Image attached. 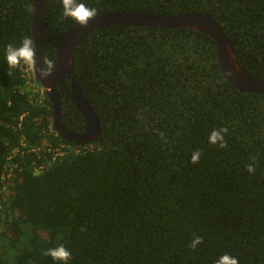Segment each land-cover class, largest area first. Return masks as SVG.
I'll return each mask as SVG.
<instances>
[{
  "label": "trees",
  "instance_id": "trees-1",
  "mask_svg": "<svg viewBox=\"0 0 264 264\" xmlns=\"http://www.w3.org/2000/svg\"><path fill=\"white\" fill-rule=\"evenodd\" d=\"M78 2L98 15L201 13L219 24L246 74L264 80V0ZM33 25L34 0H0V264H63L44 254L60 245L71 253L68 264H215L224 254L264 264V94L226 80L216 41L141 26L89 34L57 85L68 131L86 130L68 95L73 78L101 120L97 141L75 144L52 128L48 96L42 105L22 92L19 67L8 69L7 45L33 37ZM75 26L61 0H47L46 58L56 64ZM223 127L222 149L208 137ZM23 140L30 150L61 143L95 150L51 159L38 172L44 159L15 154ZM196 236L203 243L192 249Z\"/></svg>",
  "mask_w": 264,
  "mask_h": 264
},
{
  "label": "water",
  "instance_id": "water-1",
  "mask_svg": "<svg viewBox=\"0 0 264 264\" xmlns=\"http://www.w3.org/2000/svg\"><path fill=\"white\" fill-rule=\"evenodd\" d=\"M47 0H34L33 37L38 49L37 74L42 87L53 107L54 128L58 136L75 144H89L97 141L101 134V120L95 108L84 95L75 78L70 83L68 95L81 112L86 122L83 133L68 131L61 121V105L57 85L63 83L70 75L76 51L89 34L109 26H141L150 28L186 29L203 32L212 37L218 45V58L221 71L226 80L236 89L247 93L264 94V80L250 78L241 66L231 41L224 34L217 22L201 13H184L177 15H150L133 12H116L98 15L90 20L87 27L80 25L72 28L65 36L57 57L53 73L44 79L40 70L45 67L44 17Z\"/></svg>",
  "mask_w": 264,
  "mask_h": 264
},
{
  "label": "clouds",
  "instance_id": "clouds-1",
  "mask_svg": "<svg viewBox=\"0 0 264 264\" xmlns=\"http://www.w3.org/2000/svg\"><path fill=\"white\" fill-rule=\"evenodd\" d=\"M61 4L63 7V16L65 18H71L76 25L82 27H87L90 20L98 16L95 8L88 7L85 3L78 2V0H61ZM28 10L30 12L32 11L31 8ZM6 62L8 64V69H14L23 65L28 70L38 71V49L34 38L32 36H25L19 47H14L11 44L7 45ZM44 63L45 67L40 70V75L44 79H47L53 73L56 64L53 59H48L46 57ZM8 74L11 75L9 71ZM228 131L227 127L212 130L209 134L208 142L211 145H216L222 149L226 148L227 143L225 140V134L228 133ZM201 155L202 153L198 150L193 152L191 154V164L198 165L200 163ZM247 171L250 174L255 173L256 167L254 163L248 165ZM202 243L203 238L196 236L191 241L190 247L196 249L197 246ZM44 254L50 256L54 261L63 262V264H68V261L71 259L70 251L63 245L56 248H50ZM215 264H239V261L236 257L224 254L215 262Z\"/></svg>",
  "mask_w": 264,
  "mask_h": 264
},
{
  "label": "built area",
  "instance_id": "built-area-1",
  "mask_svg": "<svg viewBox=\"0 0 264 264\" xmlns=\"http://www.w3.org/2000/svg\"><path fill=\"white\" fill-rule=\"evenodd\" d=\"M19 69L21 72V76L23 79V86H24L21 91L22 92H24V91L31 92V94H34L35 96H37L38 102L43 105L45 103L47 93H46V90L42 87V85L38 79L37 71L28 70L23 65H21L19 67ZM30 99L32 101V98H30ZM52 128L55 130L54 125L52 126ZM52 128L50 127V131H52ZM55 132H56V130H55ZM94 150L95 149L92 145L84 146V147H74L72 145L63 144V143H61L59 145L56 144V147H53L52 144H50V145L47 144L42 148L40 147L39 149L34 148V149L30 150V148H28V145L26 144V142L23 140L22 141V147L18 148L15 151V154H20L23 157L26 152H29V153L31 152V153L36 154L38 156V159H40V160L44 159L46 162L41 163L37 167L38 172H43L46 170L47 164L52 165L51 159L53 161L61 160L62 158H64L68 154H70L71 152H75L76 154H81L84 152H91ZM14 167H16V166H14ZM14 167L10 171V176H12V172H13Z\"/></svg>",
  "mask_w": 264,
  "mask_h": 264
},
{
  "label": "rangeland",
  "instance_id": "rangeland-1",
  "mask_svg": "<svg viewBox=\"0 0 264 264\" xmlns=\"http://www.w3.org/2000/svg\"><path fill=\"white\" fill-rule=\"evenodd\" d=\"M3 249H6V244L3 247L0 248V252H2Z\"/></svg>",
  "mask_w": 264,
  "mask_h": 264
}]
</instances>
